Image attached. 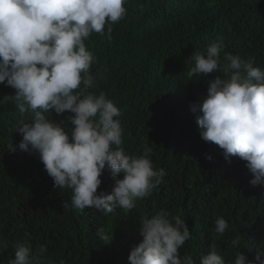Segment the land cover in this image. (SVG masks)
<instances>
[{
    "label": "trees",
    "instance_id": "1",
    "mask_svg": "<svg viewBox=\"0 0 264 264\" xmlns=\"http://www.w3.org/2000/svg\"><path fill=\"white\" fill-rule=\"evenodd\" d=\"M125 7L126 16L111 25L110 39L106 25L104 36L93 32L85 41L96 57L90 68L96 83L87 92H103L119 107L115 119L125 118L120 146L125 153L140 156L150 147L153 168L165 175L130 211L117 206L105 214L93 208L76 216L69 209L72 190L55 188L39 154L19 148L22 134L15 129L21 117L12 103H1L0 264L15 258L17 242L30 248L33 264L36 259L39 264H129L132 247L143 239L140 220L161 209L169 219H185L191 231L179 249L181 258L191 255L200 264L213 247L225 264H234L240 251L248 260H255L257 251L264 258V185L250 184L246 161L226 159L218 145L202 139L196 122L201 113L191 110L207 96L208 81L222 74L187 75L192 53L206 52L217 38L224 43L221 57L254 58V67L264 70V0H126ZM15 91L0 83L3 95ZM50 111L47 118L64 121L71 131L67 117L73 114ZM101 180L97 192H110L109 169ZM218 218L229 225L222 235L215 231ZM101 231L108 239H101ZM41 246L47 249L43 254Z\"/></svg>",
    "mask_w": 264,
    "mask_h": 264
},
{
    "label": "clouds",
    "instance_id": "2",
    "mask_svg": "<svg viewBox=\"0 0 264 264\" xmlns=\"http://www.w3.org/2000/svg\"><path fill=\"white\" fill-rule=\"evenodd\" d=\"M125 3L0 0V83L16 90L14 95L0 93V104L15 106L21 117L15 129L22 134L19 148L39 154L55 188L72 190L69 209L76 216L92 213L93 208L105 214L117 206L130 211L165 175L163 169L153 168L150 147L140 156L125 153L120 147L126 137L125 118L115 119L121 114L119 107L103 92H87L96 83L90 72L96 57L85 41L93 32L104 36L106 25L110 39L111 25L127 14ZM223 48V40L217 38L206 52L195 51L188 58L193 62L189 78L214 71L222 74L208 81L207 96L191 110L201 113L196 122L202 139L218 145L226 159L238 156L246 161L252 173L250 184L264 185V70L254 67V58L242 59L231 53L221 57ZM50 110L57 115L73 114L67 117L71 131L65 130L64 121L47 118ZM26 114L30 116L27 122L23 119ZM106 168L114 185L110 192L98 193ZM228 227L224 218L215 222L218 234ZM139 231L143 239L132 247L129 264H195L191 255H179L192 235L179 215L169 219L161 209L140 220ZM100 236L108 239L102 231ZM238 243V239L232 241L233 246ZM14 250L10 264H33L26 244L17 242ZM46 251L41 246L40 254ZM200 264H225V260L213 247ZM234 264H264V258L257 251L255 260H248L240 251Z\"/></svg>",
    "mask_w": 264,
    "mask_h": 264
}]
</instances>
